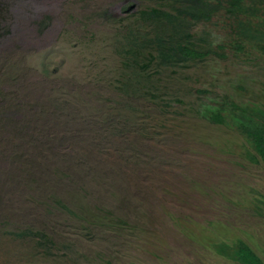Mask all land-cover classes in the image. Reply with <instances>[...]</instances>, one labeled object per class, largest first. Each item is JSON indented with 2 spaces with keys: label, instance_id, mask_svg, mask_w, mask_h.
Wrapping results in <instances>:
<instances>
[{
  "label": "trees",
  "instance_id": "obj_1",
  "mask_svg": "<svg viewBox=\"0 0 264 264\" xmlns=\"http://www.w3.org/2000/svg\"><path fill=\"white\" fill-rule=\"evenodd\" d=\"M138 1L134 11L124 10L113 20L105 14L103 20L110 31L129 33L132 42L135 35L139 37L138 46L126 45L116 54V76L99 70L91 76L99 77V81L106 79V88L114 87L124 94L114 101L130 108L119 111V106H114L116 117L110 112L99 118V111L92 115L89 109L79 115L74 113L76 106L71 95L77 91H70L69 98L58 95L49 98L47 106L35 109L44 122L14 120L23 116L22 102L15 89L3 90V83L12 78L6 74L7 66L0 69V244L26 246L23 254L19 251L14 257L2 251L0 264H23V257H29L25 259L30 261L28 264H46L43 260L57 253L62 257L60 264H67L63 258L69 249L81 246L80 240L97 234L119 238L111 228L119 220L129 222L133 209L140 205L146 207L147 217L164 218L166 212L159 206L155 210L156 204L161 206L168 195L177 201L183 197L162 187L145 191L144 184L133 183L140 172L149 173L146 162L131 150L133 136L141 139V150L160 152L178 143L181 134H175V130L181 123H191L192 127L222 125L252 147L251 158L257 157L264 163V81L260 92L243 102L225 92L187 81L189 90L198 98L192 105L172 88L191 78L192 64L212 56L226 58L229 52L252 64L264 58V0ZM45 18L40 19L39 25ZM181 22L188 23V27L213 26L218 38L205 42L193 36L195 32H186ZM9 65L13 69L11 62ZM81 94L88 95L86 91H79L78 95ZM134 103L145 107L136 108ZM61 115L71 119L86 116L84 122L91 126L80 121L71 126L68 121H60ZM174 121L182 122L172 130L169 123ZM147 131L151 136L148 144L143 139ZM162 133L165 139L157 142L154 138L161 139ZM119 138L128 143L120 145ZM159 144L166 147L158 148ZM158 164L169 167L162 160ZM207 171L202 177H207ZM96 184L105 185L107 190L113 184L116 190L122 188L117 192L122 206L117 209L130 208L129 213L116 218L105 215L98 196H91ZM226 247L233 248L231 257L236 264H264L242 239Z\"/></svg>",
  "mask_w": 264,
  "mask_h": 264
},
{
  "label": "rangeland",
  "instance_id": "obj_2",
  "mask_svg": "<svg viewBox=\"0 0 264 264\" xmlns=\"http://www.w3.org/2000/svg\"><path fill=\"white\" fill-rule=\"evenodd\" d=\"M139 2L0 0V69L7 66L10 70L7 69L6 74L12 78L3 83V90L15 89L22 102L23 116L14 120L44 122L37 117L35 109L47 106L49 98L67 96L70 91H77L71 98L76 106L74 113L78 115L89 109L92 115L99 111V118L110 112L116 117L113 109L116 105L119 111H127L130 107L114 101L124 95L121 91L114 87L110 90L106 88V79L99 81V77L91 76L97 70L116 76L119 73L116 54L126 45L138 46L139 37L135 35V42H132L129 33L110 31L103 20L105 14L113 20L114 15L124 10L132 12ZM41 18H45L44 25L38 23ZM181 24L186 32H195L193 36L205 42L218 38L213 26ZM5 28L9 31L5 32ZM225 57L212 56L192 64L191 78L172 88L192 105L198 98L189 90L187 81L225 92L242 102L260 92L264 58L252 64L229 52ZM79 91H86L88 95H78ZM132 106L145 107L140 103ZM136 108L131 109L135 111ZM84 119L86 116L82 119L60 116V121H68L71 126L81 122L90 127ZM178 122L182 121L169 123L170 128L173 130ZM191 127V123H181L175 130L181 138H177L178 143L174 145L171 142V148L166 151L141 150L138 148L141 139L137 136H133L131 142L135 156L149 168V173L140 172V177H134L133 183L144 184L145 191L150 187H162L169 193L176 191L183 198L177 201L164 194L166 199L161 206L156 204L155 209L159 206L166 212L162 219L147 217L146 207L138 206L133 209V218L130 221L127 218L129 222L119 220L111 228L119 238L97 234L82 239L81 246L69 249L67 257L63 258L67 264H236L231 257L233 248L226 244L232 246L237 239L250 245L264 262V163L256 156V160L251 158L254 155L252 147L225 126L196 124ZM162 136L154 139L160 142L165 139L163 133ZM150 138L147 131L143 137L146 144ZM119 143L125 145L128 140L119 138ZM202 151L207 152L203 154ZM160 160L169 163V167L160 166ZM206 170L207 177H202ZM119 190L115 184L109 186V190L98 184L93 188L91 196H98L97 202L103 206L105 215L116 218L129 213L130 208L117 209L122 206L118 200ZM168 214L171 215L168 217ZM25 249L26 246L17 247L7 242L0 244V254L2 251L12 253L11 257L19 251L23 254ZM57 254L47 256L44 263L60 264L62 257ZM23 258V264L30 263L25 260L29 257Z\"/></svg>",
  "mask_w": 264,
  "mask_h": 264
}]
</instances>
